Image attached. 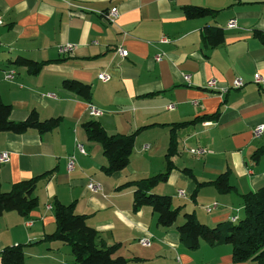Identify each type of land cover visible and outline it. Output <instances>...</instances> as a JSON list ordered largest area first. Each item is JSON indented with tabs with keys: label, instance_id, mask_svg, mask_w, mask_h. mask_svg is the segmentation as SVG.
I'll return each mask as SVG.
<instances>
[{
	"label": "crops",
	"instance_id": "crops-1",
	"mask_svg": "<svg viewBox=\"0 0 264 264\" xmlns=\"http://www.w3.org/2000/svg\"><path fill=\"white\" fill-rule=\"evenodd\" d=\"M186 5L218 13L188 19L182 12ZM111 7L118 10L114 23L103 14ZM0 17V98L11 106L9 118L23 120L31 110L41 120L62 118L46 133L0 132V152L9 154V161L0 164L2 191L52 171L38 182L37 206L27 216L17 211L0 216V252L21 244L25 264H72L68 246L40 242L55 229L52 208L45 206L57 199L74 202L75 212L86 216L101 241L119 245L117 254L127 264H257L233 263L230 245L201 241L189 250L175 226L183 222L185 212L209 226L228 220L236 208L241 210L240 194L264 185V155L258 162L251 158L264 145V130L259 137L252 135L254 126L264 125V86L254 80L256 73L264 80V43L254 36L256 30L264 34V0H0ZM230 19L234 27L227 26ZM211 26L224 34L223 42L212 48L202 41L204 29ZM163 36L169 41L160 42ZM64 44L73 47L59 53ZM119 46L126 56L117 53ZM17 56L47 63L30 74L9 64ZM10 70L13 78L5 79ZM102 72L109 75L107 81L98 78ZM235 78L244 84L232 87ZM66 79L90 85L89 102L63 88ZM210 79L216 89L207 87ZM89 103L102 114L90 115ZM170 104L173 109L167 108ZM213 113L216 119L177 130L174 166L167 180L151 189L169 195L172 207H181L175 224L158 225L147 206L134 210V187L121 185L165 171L173 123ZM88 120H97L111 135L145 127L134 138L125 168L112 174L102 170L107 162L101 145L88 140L81 127ZM76 140L85 154L76 148ZM196 148L207 152L195 155L191 150ZM71 156L74 166L68 170ZM224 172L236 191L222 194L205 185L192 196L196 181H211ZM90 181L99 185L97 191L87 187ZM180 189L184 197L178 196ZM214 202L217 206L207 213L203 206ZM145 236L150 237L148 246L138 242Z\"/></svg>",
	"mask_w": 264,
	"mask_h": 264
},
{
	"label": "trees",
	"instance_id": "trees-1",
	"mask_svg": "<svg viewBox=\"0 0 264 264\" xmlns=\"http://www.w3.org/2000/svg\"><path fill=\"white\" fill-rule=\"evenodd\" d=\"M106 11L103 12V14ZM188 19L215 17L218 10L203 6L186 5L182 9ZM254 36L264 43V34L256 30ZM224 40L221 28L216 26L206 27L202 35L203 44L206 47H216ZM46 61H34L22 56L10 60L12 66L24 67L30 74H37L46 64ZM62 87L72 91L89 102L91 97L90 85L75 79H66ZM11 106L4 103L0 98V132L23 133L34 129L39 133L50 132L61 123V117H52L41 120L35 110H31L20 121L9 118ZM217 113L204 115L192 121L173 123L165 154V171L144 179L126 182L121 187L132 186V208L139 209L142 206L149 207L156 214V222L163 227L175 224L180 214L181 207H172L169 195H159L151 192V189L167 180L168 174L173 168L171 157L177 151V130L205 120L216 119ZM88 140L96 141L101 145L102 153L107 164L102 170L112 174L125 168L133 149L136 134L145 127H141L131 134H107L97 120H88L81 124ZM264 155V145L257 148L252 154V160L258 162ZM52 171L39 174L32 178L16 182L6 192L0 188V216L6 211H17L27 216L37 206L35 190L38 182L48 178ZM194 179L193 175H189ZM213 185L222 194L236 191L229 183V173L224 172L215 179L207 182H197L192 196L201 186ZM120 187V188H121ZM240 206L243 212L238 216L239 209H235V220H224L209 226L200 222L192 212L182 214L183 222L175 226L179 241L189 249L198 248L201 241L210 246L230 245L231 259L233 263L256 261L264 264V185L256 191L242 193ZM54 216L55 229L52 233L45 234L40 242H59L69 247L72 256V264H127L128 260L117 254L118 244L106 245L101 241L98 231L86 223V216L74 210V202L63 204L57 199L51 203ZM211 212V211H210ZM209 213V212H207ZM100 240V241H99ZM24 246L21 244L5 246L1 252L2 264H25Z\"/></svg>",
	"mask_w": 264,
	"mask_h": 264
},
{
	"label": "built area",
	"instance_id": "built-area-1",
	"mask_svg": "<svg viewBox=\"0 0 264 264\" xmlns=\"http://www.w3.org/2000/svg\"><path fill=\"white\" fill-rule=\"evenodd\" d=\"M64 1H67V0H64ZM118 16V10L116 7H111L110 9H108L105 13H104V17L106 18L107 21H109L110 23H114L115 19L117 18ZM2 24V19L0 17V25ZM228 27H234L235 26V20L234 19H230L228 21V24H227ZM169 39L165 36L161 37L160 39V42L162 43H166L168 42ZM73 45L72 44H64V45H59L58 47V50H59V53H66L68 51H70L72 49ZM117 53L121 56V57H124L127 55V51L122 48V47H117L116 49ZM159 55L156 56V59H159ZM14 76V71L13 70H10L8 71L6 74H5V79H12ZM98 78L102 81H107L109 79V75L106 74V73H99L98 74ZM187 78V77H186ZM254 80L256 83H260L264 86V80L262 79V77L259 75V74H255L254 76ZM244 84L243 80L240 79V78H235L233 80V83H232V87L234 88H239L241 87L242 85ZM206 85L208 88H212V89H216V81L214 79H210L206 82ZM173 105L170 104L167 106L168 109H173ZM88 112L90 115L92 116H98V115H101L102 114V110H100L99 108H97L96 106L92 105L91 103L88 104ZM264 130V125L263 124H259V125H256L253 127L252 129V135L253 137H259L261 135V133L263 132ZM76 148L78 149V151L82 154H85V150H84V147H83V144L76 140ZM195 155H200V154H204L206 153V149L205 148H196V149H192L191 150ZM7 161H9V154L7 151H1L0 152V164L2 163H6ZM73 166H74V158L71 156L68 158V161H67V169L68 170H72L73 169ZM87 187L91 190V191H97L99 189V185L90 181L88 184H87ZM178 196H185V192L184 190L180 189L178 190ZM217 206V203H212V204H209V205H206L204 206V210L206 212H210L214 207ZM46 209H51L52 206L51 204H47L46 206ZM237 218V216H233L231 218V220H235ZM138 242L143 245V246H148L150 244V237L149 236H145V237H141ZM64 264H70V263H64Z\"/></svg>",
	"mask_w": 264,
	"mask_h": 264
},
{
	"label": "rangeland",
	"instance_id": "rangeland-1",
	"mask_svg": "<svg viewBox=\"0 0 264 264\" xmlns=\"http://www.w3.org/2000/svg\"><path fill=\"white\" fill-rule=\"evenodd\" d=\"M262 161H264V158H262ZM251 162H252V161H251ZM253 165H254V167H255V164H253ZM161 192H164V191H161ZM173 198L176 199L175 197H173ZM174 202L177 203L178 201L175 200ZM204 206H205V205H204ZM204 206H203V209H204ZM238 206H240V203H239ZM236 213H238V215H240V216L243 215L242 209H241L239 212H236ZM181 214H182V213H181ZM181 214H179V216H180Z\"/></svg>",
	"mask_w": 264,
	"mask_h": 264
}]
</instances>
